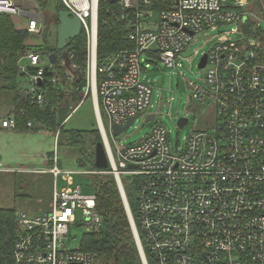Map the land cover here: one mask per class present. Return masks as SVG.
<instances>
[{
    "label": "built area",
    "instance_id": "1",
    "mask_svg": "<svg viewBox=\"0 0 264 264\" xmlns=\"http://www.w3.org/2000/svg\"><path fill=\"white\" fill-rule=\"evenodd\" d=\"M59 1L80 22L86 38L83 98L91 96L95 105L109 171L60 170L55 155L49 171L53 177L49 209L16 215L20 230L13 244V264H95V254L69 250L66 244L77 215L88 233L101 232L94 194H83L73 177L102 173L125 178L133 188L138 227L151 264H264V33L259 24L264 20V0L250 5L246 0ZM50 2L0 0V15L26 20L22 29L39 37L47 13L41 3ZM103 11L113 27H123L130 47L98 65ZM221 26L235 27L242 38L211 46L198 62L206 55L205 66L197 68L206 71L200 84L187 82L190 102L216 107V126H192L174 145L169 131L156 124L136 144L119 146L113 140V149L104 119L113 138L112 127H124L137 114L144 120L150 115L152 122L157 119L148 113L153 89L142 76L144 69L153 60L175 68L197 34ZM49 55L37 49L23 57L34 71L27 76L29 99L39 107L45 104L44 68L53 67ZM20 68L28 73V68ZM67 74L70 81L80 78ZM189 122L187 117L186 125H177L178 131ZM1 127L15 130L16 123L8 117ZM7 172L0 164V173ZM140 244L148 264L141 240Z\"/></svg>",
    "mask_w": 264,
    "mask_h": 264
},
{
    "label": "rangeland",
    "instance_id": "2",
    "mask_svg": "<svg viewBox=\"0 0 264 264\" xmlns=\"http://www.w3.org/2000/svg\"><path fill=\"white\" fill-rule=\"evenodd\" d=\"M233 1L236 0H230L229 4ZM246 1L248 5L253 2V0ZM54 3V1H51L48 4L46 12H54ZM48 13L47 15H49ZM12 18L16 28L22 29L26 26V20L17 17ZM47 20L50 21L49 16ZM259 24L264 33V20H260ZM47 28L49 37L46 42L48 45H53L56 37L54 28L51 29L50 24ZM42 38V36L30 35L27 44L43 45ZM241 38L242 36L236 33L235 27L221 26L197 34L185 51L180 54L175 68L164 67L153 60L150 66L146 67V70L144 69L142 76L153 89L148 113L155 114L157 119L155 122L146 123L144 118H137L128 130L114 138L109 133L108 124L104 119L103 125L112 148L114 145L113 140L117 141L119 146L138 143L156 124H163L169 131L174 145L177 141L181 143L193 127L213 129L216 126V107H200L199 104L190 102L187 82L200 84V80L206 71L198 70L197 65L200 57L211 46L224 40ZM45 65L46 61L44 60L42 66ZM20 66L29 68L27 59H21ZM20 81L22 87L27 89L28 78L22 77ZM16 94L19 98H27L26 92L21 89L17 90L15 95L0 90V164L10 170L7 173H0V208L14 209L17 213L38 214L50 207L53 177L49 171L54 166L50 159L56 155L59 161L56 166L60 170H69L76 173L89 171L90 166L86 164L87 166L79 168V148L68 146L66 141H62V139L59 142V132H56L55 135L52 131L36 130V127L33 130L26 131L1 128V123L5 118L11 116L12 111L15 109L14 98ZM92 103L91 96L88 95V97L81 99L72 113L71 111L68 112L69 116L61 126L64 132H100L97 118L93 113ZM187 117L190 120L189 124L178 131L177 121ZM99 137L101 139L100 133ZM105 174L107 173L97 175L104 176ZM93 176L76 174L73 177L74 185L81 186L83 194L93 195ZM114 179L117 184L118 179L115 177ZM119 181L124 189L127 180L121 178ZM63 187V178L60 176L58 188ZM129 212H131L130 208ZM84 220L86 221V219ZM68 236L66 245L69 250L80 248L83 240L88 236V228L83 225L80 215H77V224L70 226ZM96 264L98 263L96 262Z\"/></svg>",
    "mask_w": 264,
    "mask_h": 264
},
{
    "label": "trees",
    "instance_id": "3",
    "mask_svg": "<svg viewBox=\"0 0 264 264\" xmlns=\"http://www.w3.org/2000/svg\"><path fill=\"white\" fill-rule=\"evenodd\" d=\"M54 1V12L45 14L46 24L42 31L43 45L27 44L30 34L25 29L15 27L13 18L0 15V90L13 93L17 90H24L27 98H19L16 94L14 102L15 109L11 116L16 123L15 130H47L58 133V140L66 141L68 146L79 148L78 165L83 168L89 164V171H109L97 170L94 167L95 146L101 142L99 133L72 132L67 133L61 128L63 122L78 106L83 99L85 89V64H86V38L83 32L78 37L71 40L65 51L70 59L71 67L80 71V78L76 81L67 80V70L63 60L56 48L57 41L53 45L47 44L50 28L58 27V14L65 11L59 0ZM43 8H47V3H41ZM49 16L50 21L47 20ZM46 42V43H45ZM130 43L122 26L113 27L107 13L100 12L98 26L97 64L100 65L113 53L127 49ZM41 49L45 53H54L58 57L57 64L51 69L44 68V76L47 83L42 85L45 90V104L39 107L29 99L28 89L22 87L20 79L28 78V74H33V69H27V74L20 68L21 59L33 50ZM20 59V60H19ZM55 79L54 83L49 80ZM74 105V106H73ZM31 123V128L27 127ZM90 142V145H89ZM50 155V154H48ZM52 156V155H51ZM51 162V159H50ZM59 164V161H58ZM51 165V164H49ZM92 188L96 198V210L102 220V230L100 233H88L80 247L81 251L95 254V264H143L140 253L131 229V225L124 207L123 199L114 177L107 173L104 176H93ZM125 196L138 229L148 264H151L150 257L146 251L143 236L138 227L136 209L134 203V191L125 181ZM17 212L14 209L0 208V264H13L12 249L14 241L19 233L16 225Z\"/></svg>",
    "mask_w": 264,
    "mask_h": 264
},
{
    "label": "water",
    "instance_id": "4",
    "mask_svg": "<svg viewBox=\"0 0 264 264\" xmlns=\"http://www.w3.org/2000/svg\"><path fill=\"white\" fill-rule=\"evenodd\" d=\"M111 1H114V0H111ZM58 23L59 24H58V27L56 29V41H57L56 42L57 43L56 48L59 52H61L60 57L63 60L65 69L68 72H70L73 77L80 76V72L75 71L71 68L70 59H69V57L65 51L69 42L71 40L75 39L76 37H78V35L80 34V22L75 17L71 16L70 13H68L66 11H62L58 14ZM48 60H49V63L51 65L55 66L57 64L58 57L54 53H52L49 55ZM205 64H206V55H204L202 57L200 63L197 65V68L202 69L205 66ZM38 85H40V83ZM138 117H139V114L130 118L128 123L124 127L113 126L112 127V135L116 137V136L122 134L123 132H125L126 130H128L129 127L134 123V121ZM144 121L145 122H149V121L152 122V121H154V116L150 115V116L146 117ZM186 124H187V118H181L177 122V125L179 127H183ZM94 167L97 170H106L109 167L107 154H106V151H105V148H104L102 141L95 146ZM117 184H118V187L120 189V193H121V196L123 199V203H124L126 211H127L128 219H129V222H130V225L132 228V232H133V235H134V238H135V241H136L139 253H140L142 263L145 264L143 250H142L137 232L135 230V226L133 224L132 217H131L130 212H129V205H128V202L126 200L124 189H123L119 180H118Z\"/></svg>",
    "mask_w": 264,
    "mask_h": 264
},
{
    "label": "crops",
    "instance_id": "5",
    "mask_svg": "<svg viewBox=\"0 0 264 264\" xmlns=\"http://www.w3.org/2000/svg\"><path fill=\"white\" fill-rule=\"evenodd\" d=\"M83 94V93H82ZM84 95V94H83ZM93 104V113L95 114V116H96V118L98 119V117H97V113H96V108H95V105H94V103H92ZM77 107V106H76ZM75 110V109H74ZM74 110H72V111H74ZM72 113V112H71ZM6 119V118H5ZM97 122H98V120H97ZM2 128V127H1ZM3 129H5V128H3Z\"/></svg>",
    "mask_w": 264,
    "mask_h": 264
},
{
    "label": "bare ground",
    "instance_id": "6",
    "mask_svg": "<svg viewBox=\"0 0 264 264\" xmlns=\"http://www.w3.org/2000/svg\"><path fill=\"white\" fill-rule=\"evenodd\" d=\"M98 120V119H97Z\"/></svg>",
    "mask_w": 264,
    "mask_h": 264
}]
</instances>
